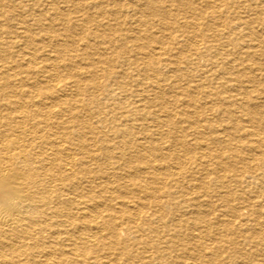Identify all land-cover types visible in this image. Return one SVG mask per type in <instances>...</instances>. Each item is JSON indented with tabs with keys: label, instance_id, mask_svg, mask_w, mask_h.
<instances>
[{
	"label": "bare ground",
	"instance_id": "bare-ground-1",
	"mask_svg": "<svg viewBox=\"0 0 264 264\" xmlns=\"http://www.w3.org/2000/svg\"><path fill=\"white\" fill-rule=\"evenodd\" d=\"M0 264H264V0H0Z\"/></svg>",
	"mask_w": 264,
	"mask_h": 264
},
{
	"label": "rangeland",
	"instance_id": "rangeland-1",
	"mask_svg": "<svg viewBox=\"0 0 264 264\" xmlns=\"http://www.w3.org/2000/svg\"><path fill=\"white\" fill-rule=\"evenodd\" d=\"M253 19V17H250V19L249 18H247V20H252ZM254 20V19H253ZM250 26L252 27V28H254V29H258L259 30V26H257V24H255V22H252V24H250ZM258 27V28H257ZM251 85H253V84H251ZM238 166H240V165H238ZM233 250H231V247L228 249V251H227V253L226 254H223L222 255V258H221V260H230L229 259V257L231 256V252H232ZM258 260H262V257H259L258 258Z\"/></svg>",
	"mask_w": 264,
	"mask_h": 264
}]
</instances>
